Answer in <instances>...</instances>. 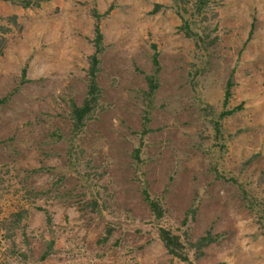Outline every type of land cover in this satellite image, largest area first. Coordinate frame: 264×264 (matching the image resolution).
Listing matches in <instances>:
<instances>
[{
	"label": "rangeland",
	"instance_id": "374dc122",
	"mask_svg": "<svg viewBox=\"0 0 264 264\" xmlns=\"http://www.w3.org/2000/svg\"><path fill=\"white\" fill-rule=\"evenodd\" d=\"M194 1L0 0V97L27 66L0 105V264H39L51 239L40 264H264V0H207L197 13ZM93 11L101 108L70 154ZM154 52L151 130L140 134ZM239 105L217 133L218 115ZM158 226L209 240L183 260Z\"/></svg>",
	"mask_w": 264,
	"mask_h": 264
},
{
	"label": "trees",
	"instance_id": "16d2710c",
	"mask_svg": "<svg viewBox=\"0 0 264 264\" xmlns=\"http://www.w3.org/2000/svg\"><path fill=\"white\" fill-rule=\"evenodd\" d=\"M189 1V0H188ZM29 0H22L23 6L28 7L29 6ZM194 4L197 6V10L195 11L196 13L199 12L204 6L207 5V0H195ZM195 12L191 13L192 16H195ZM93 16L95 17V26H94V36L91 39V43L93 45V52L87 56V65L84 69V79H85V94L79 104L74 103L73 101H69V117L72 121V129L70 130V134L68 137V153L72 152L74 147V142L75 139L78 138V135L81 133L82 126L84 122L90 118L91 114L93 111L96 109V107H100L99 103V93H100V88L97 83V73L99 71V63H100V54L102 52L103 46H102V33L100 32L99 24H98V19L100 18V15H98L95 11H93ZM182 28L187 31L186 35L187 36H198L201 40L204 41V39L195 33L193 29H191L188 25V23L185 21V24L182 26ZM6 30H1L0 33H4ZM198 38V39H199ZM157 53H153L151 56V62L153 65V72L152 74H149L148 76H145L146 84H147V89L142 90L144 99H143V105L141 106V119H142V130L140 131V134H142L144 131H150L151 128L148 126V121H149V115L151 112V108L153 105H151V97L154 91L157 88V77L156 73L158 70L157 66ZM26 64H23L21 68V78H19L17 84L13 86L4 96L0 97V105L6 103L11 96H13L19 89L20 87L25 84L27 81L24 77L25 70H26ZM192 78V77H191ZM189 78L188 82L190 83L192 80ZM194 79V78H192ZM231 83L227 84V87L225 88L224 91V103L228 99V97L231 94ZM240 109V105L231 108V109H225L220 115H218L217 121L213 122V127L215 128L217 133H220V123L219 119L223 117V115L231 114L237 109ZM54 136H56V133H52ZM218 137L219 135L216 134ZM139 153V148H134L132 149L131 156L133 159L136 161L138 160V154ZM71 154V153H70ZM140 162V161H139ZM138 162V163H139ZM139 164H137L138 166ZM73 169V168H71ZM35 170V169H34ZM37 171V169L35 170ZM62 177V176H61ZM144 193L143 198L146 200L149 210L154 216L155 221L158 223L161 221L162 218V213L163 211L161 210L159 206V200L156 198H151L147 191L145 189L142 190ZM93 202H95L93 200ZM23 211H18L17 213H12L10 215L11 219L15 220L13 223H16L22 214ZM158 241L167 249L168 252H171L172 254L175 253L178 256H181L183 260H187V252L190 249H195L199 248L205 243L206 241L209 240L208 232H205V235H201L198 237L194 242H184L181 240V236L174 234L170 231L169 228L163 227V226H158ZM52 244H53V239H51L47 244L45 249L42 251L40 257L38 258V263H42L43 261L46 260L50 252L52 251ZM199 250V249H198ZM179 251L181 254L184 253L185 255H180L178 253ZM26 256V255H23ZM216 264V263H215ZM221 264V263H219Z\"/></svg>",
	"mask_w": 264,
	"mask_h": 264
}]
</instances>
